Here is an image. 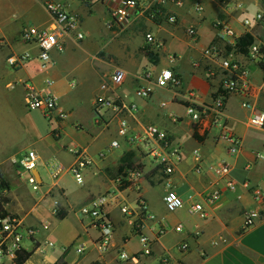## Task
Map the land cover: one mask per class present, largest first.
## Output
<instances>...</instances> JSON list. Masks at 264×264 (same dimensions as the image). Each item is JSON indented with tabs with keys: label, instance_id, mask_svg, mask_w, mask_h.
<instances>
[{
	"label": "crops",
	"instance_id": "obj_1",
	"mask_svg": "<svg viewBox=\"0 0 264 264\" xmlns=\"http://www.w3.org/2000/svg\"><path fill=\"white\" fill-rule=\"evenodd\" d=\"M48 1L50 0H37L38 7L41 4L46 13L47 11L45 9V4ZM53 1L61 2L70 12L81 17V8H78L76 10L73 9L70 0H53ZM80 1L83 4L92 3L95 6L102 5L101 6L102 9L108 7L107 6L108 2L106 0H92V2H87L84 0H80ZM142 1H146V0H142ZM213 1L215 2L218 8V12L216 14V19L211 23L210 26L211 33L208 40L205 41L206 44L199 43L202 40V30L200 31L199 27H201L203 22H205L206 16L203 17L202 23L198 20L195 23L194 18H191L189 14L191 8L194 7L197 2H200L204 8V11L202 14H198V15H204L205 7L202 4V0H185L184 6L180 8L168 4L164 7L165 13L156 15L155 17L154 15L147 16L145 15V13L138 12L136 15L130 17L127 21L121 24H115L111 28L110 32L107 33L108 35L107 37H105L107 39L106 44H104L105 46L111 47L113 46V43H115L117 46L118 45L125 46L124 49L126 52L128 51L127 53L129 54L128 62L122 60V62L116 66H112L111 64L106 63L107 65L111 66V70L109 69L110 71L109 70L107 71L109 72V75L114 67H118L126 71L127 79L122 88L125 87L130 88L132 93L135 95L134 93L135 89L140 85H144V81L142 80L141 77L144 75L145 72H150L152 73L153 76H157L164 69H172L176 74L179 75V77L183 82V87L180 90H177L178 92L171 90L170 91L164 90L166 92L172 93L171 94L172 96L170 97L171 101L169 103L166 102L165 100H160L156 102L155 105L154 94L150 99L139 98L145 103V105L142 108H139V106H137L138 111L134 115H127V119L129 120L131 126L135 130H139L143 126L148 124H154L161 129L163 128V130L165 131L168 130L167 132L169 133V135L177 143H179L176 137V132H174L172 129L169 128L171 127L172 124H178L179 121H181L182 123L183 117H181V115L176 114V112H174L172 108L171 110H164L167 107V105H169V107L175 105L178 107H183L185 109V107L188 105V102L184 99V95L187 91H193L197 98V102L200 104L210 103L213 100L219 86L220 77L217 75L214 76L213 78H208L207 71L210 67L209 66L210 63L208 60L205 59L203 55V51L216 38L217 30L215 28V23L217 20L219 19L228 20L230 22V25L236 30L239 36H243L246 33L251 34L255 38L254 43L260 45L264 50V26L261 24H253L249 28L244 27L243 20L245 18L243 20H239L238 17H236L235 15L237 11L240 10L234 8V5L240 3L243 6L242 3L243 0H226L227 4H220L216 0ZM254 1L258 6L256 14L259 12L262 13L263 12L262 2L260 0H254ZM37 2L34 1V3L29 4L25 2V0H18V1L2 0L1 3L4 6L1 9L4 10L7 6L10 7L11 5L13 6L16 4L18 8H23L25 10L28 9V11L30 10V12L35 10L37 12L38 11ZM241 10L242 11L245 10L244 6L243 9ZM171 14L177 15L178 24L171 25L168 23V17ZM184 16L188 17V19L190 18L191 20H193V23L191 22L192 24H190V26H195L198 29L199 39L197 41H193L192 39H190L185 29L184 31L185 34H183L184 38L185 37L189 38L194 42V44H190L188 42L186 53L182 52V54L178 56V52L174 48L175 46L174 43L176 39L180 40V37L182 36L183 33L182 29H184V23H183ZM2 17L3 16L0 15V38H5L6 40H9L10 35L8 34L12 32L16 33L14 39H11L14 40V42L6 46H3L2 53H5L7 51V54L4 56V62H5V57L8 54L15 51L18 52L17 47L19 43L22 42L20 37L25 27H20V28L16 27L10 20L5 19L6 21H3L4 19H2ZM49 22H50V17L46 25H48ZM38 27H43V26L39 25ZM119 32H124L128 35L126 36L125 39L129 42L130 41L132 42L131 47L133 49L131 51H129L131 48L128 46L129 42L123 41L124 40L123 38L118 39ZM146 34H152L157 40L162 41L164 47L158 51L155 50L153 47L148 46L145 40ZM81 42H79V40H76L75 37L73 36L68 37L65 39V49H67L66 47H68L67 45L69 44L71 45L74 44L75 46H77L76 44L79 45ZM95 43H97V41H95ZM147 52H150L152 54V57H149L147 55ZM168 54H173L176 56L175 63L171 64L169 62ZM241 54L242 53L239 54L238 58H241L242 60L245 61L246 58H244V56ZM162 58L166 61H162L161 60ZM31 63L32 61L29 62L22 69L25 70ZM101 63L103 62L100 61L97 63L96 66H92V68H94L97 73H101V70L97 68ZM249 67L251 70V80L253 86V100L256 103L257 108L264 111V70L262 69L259 63H249ZM77 69L78 68H74L71 72L75 73ZM107 72L104 73V76L107 74ZM52 80H54L55 82L54 86H55L56 81L55 79ZM31 84L35 86L34 83ZM104 95L109 97H114V94L111 93L110 91L101 92L95 95L93 105L98 96H104ZM115 95L121 96L122 98L125 99L126 102L130 103V101H127V98L122 96L121 93L118 92V90L115 92ZM237 100L241 101V98L239 96L231 97L228 100L226 107L228 129L232 134L241 138L243 142V146L240 152L233 157L227 156L226 154L221 152L219 148V144L221 141L217 140L216 136H211V133L206 137H199V138L195 137L193 130L191 128V124L190 122L188 123L187 133L191 135L195 140V145L193 147L192 154L195 150H198V152L201 154L200 165L202 167V173L197 174L195 172L194 170L195 163L193 166L188 168L187 164H185V162L182 161V163H180L179 166L177 167L176 172L170 178V182L172 183V187L185 200L186 204L184 209L187 215L189 216V218L177 219L175 222L169 223L164 219H162L161 217H158L154 213L157 217V220L147 221L145 228L141 232L142 234L148 236L152 240V248H153L152 255L150 257L145 258L142 264H149L153 260H155L153 264H159L160 259L165 255H168L170 257V264H264V215H262V219L258 221L254 226L244 230L245 213L252 210H260V209L264 211V202L256 200L252 192L244 189L242 184L245 180H247L250 182L251 186L260 188V190H262L263 193H264V189L260 185L261 184L260 180L255 179L253 177L254 176L253 173L250 172V169L253 166L251 162L254 163L259 162V160L256 159V153L259 151L256 152L253 151V149L250 150L247 147V143H246L247 135L245 132H242V130L239 127L240 120L235 119V117L232 116L230 113V109L234 108L233 104ZM162 103H165L166 105L162 106L161 105ZM151 104L155 105L154 108L156 109L153 108L154 111H152L151 108H149V106L151 107ZM61 109L66 111V109H64L60 105L59 110L62 111ZM184 114H186V112ZM171 115H175L179 117L178 123H174L172 121ZM250 115L251 112L247 118V123H246V126L248 128H249L248 119ZM109 116H110L109 113H105L103 115V118L101 119L100 118L98 119L97 116L95 119V123L101 126L102 125L101 120L103 119V121L108 122ZM67 117L69 118V114H67ZM64 121L61 122L59 129L56 128V131L54 130L51 132L52 136L49 137H51L55 141V146H50V144L47 143L50 151L48 155L45 156H49L50 157L49 159L56 158L66 168H69L75 161V158L71 153V149L69 150L72 156V160L70 162H63V160H61V152L58 150L59 147L61 146L63 147L65 145L62 139V134H64L65 132ZM260 131L264 132V129ZM260 146L264 148V140H262ZM80 147L85 148L88 155L94 160V164L87 169L88 172L87 176H89V178H87V181H85L86 184L84 183L83 190L81 191L80 200H84V203L82 205L83 206H85L84 204L87 205L91 199L101 196L106 192H116V194L118 195L125 192L123 191L122 193H118L119 187L116 184L115 180L117 176L120 174L119 169L122 165L120 159L125 153L131 151V148L127 147L123 155H120L117 159L112 158L111 155L105 156L104 158H100V154L102 153V151H100L98 152V156H99V160H98L94 157L93 153L90 151V145L87 144L84 147L83 146ZM201 150L203 153L201 152ZM39 156L41 160L42 155L39 154ZM49 159L46 157V159L44 160L48 162ZM138 159L139 158L136 157L134 161L137 162ZM216 160L227 161L231 165L232 171L236 169H240L243 171H247L248 174H245L243 177L237 179V177L234 178L231 173V177L233 178V180L234 181L236 180L235 189L227 190L223 186L221 198L216 203L209 205L203 202L202 195L210 192L215 186L216 178L213 175V173L209 171V168L212 165H214L212 164V162H215ZM14 172L17 180L20 181V174H18V171L15 167H14ZM37 174H39V177L43 180V177L40 174L39 170L37 171ZM2 177L3 180L6 181L3 175ZM62 180L60 178L56 182V187L53 189L51 194H48L49 190L53 186L50 187L44 193V195L42 196V198L38 203L33 202L32 200L33 203L31 204L28 211H26V208L24 209L23 207L21 209L16 210L15 213H18V215L20 216L17 217H19L25 223L26 226L35 228V224L37 222L36 216L37 215L39 216L40 212L46 213L48 215L44 219V221L46 219L50 220L49 227L53 219L59 218V220L61 221L65 220V219H61L60 216L57 217L53 216L51 212L52 210L51 206L53 201L52 198L59 200L61 209L62 211L67 213V216L70 207H74V205L71 204L72 203L71 199L73 195L70 193V190L66 187V184ZM157 182H160L165 188L163 195L164 198L167 192V188L165 186L164 175L162 173V170L158 166L152 168L145 175V179L142 184V194L144 195L145 198L146 196L145 193H143V185L148 184L153 186ZM6 189H7V195H11L13 193L16 194V191H21V190L23 191V189L25 188H23L21 183L20 186L19 185L17 186L16 188L17 190L16 189L14 190V188L12 189V186L6 187ZM191 196H194V199H190ZM194 201H202L204 203V206L209 213L208 219L206 220L201 219L200 221L199 220L195 221L194 218L196 215L189 214L188 211L189 206ZM4 205L6 208V204ZM116 209L117 208L115 206L107 207V213L109 214V217L111 218L114 224L113 244L108 252L101 253L97 248L96 242L99 238L98 230H95L97 231V234L95 236L93 237L86 236L85 239L81 240V231L88 232L87 228L85 230L84 226H81L80 232H77L74 236L73 243H75L78 240H81L79 243H77V245L84 243L88 249L87 243L90 242L93 248L96 249L97 251L96 258L92 259V261L89 264H121L118 259V251L120 249L124 248L130 252H135V253L141 250L139 235L138 232L136 231V227L133 224V222L136 221L137 218L128 217L125 219H116L114 218V213ZM7 213L10 214L9 212ZM11 215L16 216V214L15 215L11 214ZM198 219L200 218L198 217ZM43 222L41 224H43ZM126 223L127 226L132 227V229H134L135 233L137 234L136 236L137 248L135 249L130 247L132 241L135 238L133 239V237H131L129 233H127V231L125 230ZM179 223L185 225L186 227L185 232L175 233L173 231H168L165 235L161 237L158 236L157 234L158 230L162 225L166 224L168 225V228L169 227L172 228ZM90 228L95 229L93 226H90ZM37 231L38 230L36 229V233ZM168 235H171L172 239L174 240L173 244H169L170 239L168 240L167 238ZM35 236L33 240L35 245L41 244L39 241L36 240ZM182 241H186L190 244V249L186 252H181L178 249V245ZM51 243L53 245H49V244L48 245L51 247H55V242H51ZM39 248L40 246L36 247L35 250L37 251L39 250ZM25 250L29 251L28 249ZM61 250L63 251V253H65L64 248H62ZM36 251H33V255L25 264H54L58 259L62 258L60 257L57 259L54 257L53 259L50 260L47 259L48 261L46 262L45 259H42V262L41 261L32 262L33 256ZM71 264H79V263L72 262Z\"/></svg>",
	"mask_w": 264,
	"mask_h": 264
},
{
	"label": "built area",
	"instance_id": "obj_2",
	"mask_svg": "<svg viewBox=\"0 0 264 264\" xmlns=\"http://www.w3.org/2000/svg\"><path fill=\"white\" fill-rule=\"evenodd\" d=\"M91 2L92 0H84ZM108 2V13L110 15V22L107 27L110 29L115 24H121L127 21L130 17L136 15L138 12L145 13L150 10V16L164 14V7L168 4L175 7H183L185 0H153L147 7L144 6L142 0H106ZM220 4H227L226 0H216ZM228 6V5H227ZM236 9H243L242 4L234 5ZM45 9L50 17L48 25L43 27L30 26L25 28L21 33L22 43L36 47V53H31L27 50L22 52H11L5 57L7 66L20 70L24 68L29 62L37 60L41 70H48L52 62V52L65 51V39L68 37H75L76 40L82 41L84 34L79 30L80 19L79 16L70 12L61 2L50 0L46 2ZM197 14H202L204 11L200 2L194 6ZM168 23L171 25L178 24V17L176 14H171L168 17ZM253 24H261L264 26V13L259 12L253 18H245L243 20L244 27H251ZM217 30L215 40L203 51L206 60L209 61L210 67L207 71L208 78L219 76V86L215 97L210 103L200 104L193 91H187L184 99L188 102L185 107L186 116L190 120L191 128L194 136L206 137L213 130L219 133L216 135L217 140L228 144V152L231 155H236L240 152L243 142L241 138L232 134L228 129L226 107L228 100L233 96L241 98V107L251 112L248 119V126L251 129H264V111L257 108L253 100V86L251 80V70L249 63H264L263 48L253 43L248 48L246 54H241L246 58L242 60L239 57L240 52L237 50L239 36L236 30L230 25L226 19H219L215 23ZM186 33L190 39L197 41L199 39L198 29L195 26H190L186 29ZM146 44L153 47L155 50H161L164 47L162 41L157 40L152 34H146ZM168 60L171 64L175 63L176 56L168 54ZM144 85L138 86L134 93L140 99H150L156 89H163L168 91L180 90L183 87V82L178 74L172 69H164L157 76H153L150 72H145L141 77ZM127 73L125 70L114 67L112 72L107 77L101 89L110 91L114 97L98 96L94 103V109L98 119L103 118L105 113H109L108 122L102 121V126L108 127L112 122L117 123V134L123 138L125 144L135 151L137 157L140 159L147 155L157 162V166L162 170L164 175L165 186L167 192L163 198L165 208L170 213H175L185 207V200L172 187L170 178L176 172L177 167L184 160L183 150L179 143H177L167 131L159 128L154 124L143 126L139 130H135L127 115H134L137 111L135 103H128L115 92L122 88L126 82ZM54 80L46 79L43 87L38 88L32 84L25 85L26 105L30 110L40 111L45 118L51 122H57L60 118H65L66 115L59 110L58 97L53 91ZM74 87V84H70ZM165 106V103L161 104ZM174 123H178L179 117L171 115ZM196 137V136H195ZM121 143L114 139L109 145L110 149L120 148ZM75 161L66 168L56 158H52L47 162V171L52 180V188L48 194H51L56 187V182L65 174L70 173L78 184H84V171L94 164V160L88 155L85 148L71 149ZM195 159L194 170L197 174L202 173L201 157L198 150L193 152ZM105 154L102 152L100 158H104ZM256 159L264 162V153L257 152ZM40 156L36 150H28L20 157H14L11 162L17 169L23 170L27 174L26 183L32 188L34 192L40 191L44 185V180L37 174ZM209 171L213 173L216 178L214 188L202 195L203 202L212 205L216 203L222 195V187L227 190L235 189V181L231 177V165L223 160L212 165ZM144 165L141 160L134 161L131 167L125 168L116 178L115 182L118 185V193L123 191L133 190L136 193L134 199L135 208H131L124 203V199L116 192H106L105 194L93 198L90 202L79 210V217L81 219L88 218L91 220L93 226L99 232V238L96 242L97 248L101 253L108 252L113 244L114 239V224L107 213V207L115 206L124 216L135 217L133 222L136 231L139 235L141 250L139 252H130L124 248L118 251V259L121 264H142L143 260L150 257L153 253L152 240L142 234V230L146 226L147 221H156V215L150 210L147 199L142 194V184L145 179ZM54 184V185H53ZM221 185V186H220ZM243 188L252 192L254 198L258 201L264 202V193L260 188L251 186L250 182L245 180ZM7 196V189H0V204L6 211L3 203V198ZM190 199H194L191 196ZM52 215L60 216L62 209L58 199L52 198ZM202 201H194L189 206V214L196 215L202 220L209 218V213L206 210ZM264 215L263 210H252L245 213L244 230L254 226L262 219ZM50 220L46 219L43 222V227H49ZM22 230L30 240H34L36 229L26 226L25 223L11 214L4 215L0 210V264H15V260L19 252L24 250ZM168 231L175 233H183L186 231L184 224L179 223L174 227L162 225L158 230V236L165 235ZM198 235V234H196ZM49 245H53L51 242ZM87 247L84 243L76 245L77 254L85 253ZM181 252H186L190 249V244L182 241L178 245ZM65 251V249H64ZM159 264H170V257L163 256Z\"/></svg>",
	"mask_w": 264,
	"mask_h": 264
},
{
	"label": "rangeland",
	"instance_id": "obj_3",
	"mask_svg": "<svg viewBox=\"0 0 264 264\" xmlns=\"http://www.w3.org/2000/svg\"><path fill=\"white\" fill-rule=\"evenodd\" d=\"M34 1L37 2V0H25V2L29 4L34 3ZM152 1L153 0H146L142 2H144V6L147 7ZM1 2L2 0H0V15L3 16V21L10 20L16 27L27 28L30 26L38 27L39 25L45 26L47 21H49V14L44 11L41 4L38 7V2L37 12L35 10L30 12L28 9L25 10L23 8H18L16 4L13 6L11 5L12 7L7 6L8 8L6 7L2 10L1 8L4 5ZM70 3L72 4V8L75 10L81 8V17L79 16V30L84 34V39L82 42L79 41L81 43L79 45L76 44L77 46L74 44L67 45V49H65L62 53L53 51L51 54L53 65H51L48 70H41L39 68V62L36 60H33L25 70H15L7 66L4 62V56L7 54V51L2 53L3 46L13 43L14 40L11 39H14L16 33L12 32L8 34L10 35V41L5 38H0V173L4 176L7 187L12 186V189L14 188L15 190L17 186H20L22 183L23 188L26 189V192L25 189H23V191H16V194L13 193L3 198V203L6 204L7 212L14 215L16 214V216H19L18 213H15L16 210L23 207L24 209L26 208V211H28L31 204L33 202L38 203L44 193L52 186V180L50 179L47 171V161L44 159H46V157L48 159L50 158L49 156H45L48 155L50 151L48 144H50V146H55V141L49 137L52 136L51 132L54 130L56 131V128L59 129L61 122L66 118L67 119L64 121L65 132L62 134L63 143L65 145L58 148L61 152V160H63V162H70L72 160V156L69 151L70 149L79 148L80 146L84 147L87 144L90 145V151L98 160V152L100 151H102L105 156L111 155L112 158L117 159L120 155H123L125 149L128 147L123 141V138L119 137L117 134L116 122H112L108 127L105 125L99 126L95 123L97 114L93 105L95 95L104 92V90L101 89V86L105 81H107V77L109 75V72L107 71L109 69L111 70V66L106 63L116 66L120 64L122 60L128 62V51H125V46H117L115 43H113V46L111 47L104 45L107 42L105 37H107V33L111 30V28L109 29L107 27L108 22L111 20L106 7L102 9V5L95 6L92 3L83 4L80 0H70ZM242 3L245 10L237 11L235 14L236 17H238L239 20H243L244 18L253 20L258 9L255 1L243 0ZM202 4L205 7L204 15H198L194 7L191 8L189 14L191 18H194L195 23L197 20L202 23L203 17L206 16L205 22L202 23L201 27H199L200 31L202 30V40L199 43L206 44L205 41H207L210 36V26L216 19L218 8L213 0H202ZM149 12L150 10L145 12V15L150 16ZM191 22L193 23V20L184 16V29H182V36L180 37V40L176 39L174 43V48L178 52V56L181 55L182 52L186 53L188 42L190 44H194L192 40L187 37H185V39L183 36V34H185V29L190 27V24H192ZM118 34V39L123 38V41L129 42L125 39L126 36H128L126 33L119 32ZM95 41H97V43H95ZM128 46H132L131 41ZM132 49L133 48L131 47L129 51ZM17 50L18 52L27 50L31 53H36V47L34 45L28 46L24 45L22 42L19 43ZM161 60L166 61L163 58ZM100 61L103 63L99 64L97 68L101 70V73H97L92 66H96ZM74 68H78L75 73L71 72ZM106 72L107 74L104 76V73ZM50 78L55 79L56 81L53 91L58 97L59 106L61 105L64 109H66V111L61 109L66 117L60 118L57 123L49 121L38 110H30L26 105L25 99L27 94L25 85L27 83H34L35 86L41 88L44 85V81ZM71 83L74 84V87L70 86ZM118 92L127 98V101L135 103L139 106V108H142L145 105V103L137 98L128 87L122 89L120 88ZM171 94V92L156 89L154 92V104L156 105V102L160 100H165L169 103L171 101ZM154 104H151V107L149 106L152 111L156 109L154 108ZM233 105L234 108L230 109V113L235 117V119L240 120L239 127L242 132H245L247 135V147L250 150L253 149V151L264 153V148L260 146V143L264 140V132L251 129L246 126L250 111L241 107L240 100L235 101ZM171 108L174 112H176V114L183 117L182 123L179 121L178 124H170L171 127L169 129L176 132V137L183 150V162H185L189 168L195 163V159L192 154L195 140L187 133L188 123L190 120L186 114H184L185 109L183 107L175 105L169 107V105H167L164 110H171ZM67 114H69V118L67 117ZM218 133L219 132L217 130H213L211 136H216ZM114 139L121 143L120 148H109V145ZM219 148L221 152L227 156H235L228 153L227 143L221 141ZM28 150H36L40 155H42L38 164V170L42 175L45 184L38 192H34L32 188L27 185V174L21 169H19L18 172V174H20V181L17 180L14 167L11 162L14 157L18 158ZM139 160L140 157L138 161ZM141 161L144 165V173H148L152 168L157 166V162L147 155H144V157L141 158ZM219 162L220 161L216 160L215 162H212V164L215 165ZM251 164H253V166L250 169V172L253 173V177L255 179L260 180V185L264 189V162H251ZM231 173L233 177H237V179L243 177L245 174H248L247 171L240 169H236ZM87 175L88 172L86 169L84 171V183L87 181V178H89ZM60 178L61 180L63 179L62 181L66 184V187L73 195L71 204H73L74 207H70L68 210V216L65 220L61 221L59 218L53 219L50 227L47 229H45L41 223L48 215L43 212H40L39 216L35 215L37 219L35 228L38 230L35 238L41 244L35 245V243L28 238L26 231L22 230V234L24 236L23 247L24 249H28L33 252L36 251V247L40 246L39 250L35 252L32 262H42V259H45L46 262L54 257L57 259L62 257L68 264H71L72 262L89 264L92 259L96 258L97 255L96 249L93 248L90 242L87 243L88 249L85 253L79 255L76 252L77 243H79L82 239H85L86 236L93 237L97 234V231H95L96 229L90 228V219H81L78 216V212L84 203V200H80L84 184H78L70 173H65ZM164 189V186L160 182H157L153 186L148 184L143 185V193H145L148 205L153 213L169 223L175 222L177 219H188L189 216L184 208L175 213H170L165 209L163 203ZM135 197L136 193L133 190H127L126 192L120 194V198H123L124 203L129 205L131 208H135ZM128 217L129 216L121 214L119 209L115 210L114 218L125 219ZM194 220L200 221L201 219H198V217L195 216ZM81 226H84L85 230L87 228L88 232L81 231V240L73 243L74 236L77 232H80ZM125 230L131 237H133V239L135 238L130 247L133 249L137 248V234L134 229L127 226L126 223ZM167 238L168 240L170 239L169 244H173L174 240L171 235H168ZM49 241L55 242V247L49 246ZM62 248L65 249V253L61 250ZM154 262L155 260L149 264H153Z\"/></svg>",
	"mask_w": 264,
	"mask_h": 264
},
{
	"label": "trees",
	"instance_id": "obj_4",
	"mask_svg": "<svg viewBox=\"0 0 264 264\" xmlns=\"http://www.w3.org/2000/svg\"><path fill=\"white\" fill-rule=\"evenodd\" d=\"M260 1L262 2L263 13H264V0H260ZM254 41H255V38L249 33H246L243 36H241L239 38L238 44H237L238 52H240L242 54H246L248 52L249 46H251L254 43ZM147 55L149 57H152V54L150 52H147ZM260 65H261L262 69L264 70V63H261ZM195 136L198 137L197 135H195ZM136 157H137V154L135 151H129V152L125 153L120 159L122 165L119 169V172L121 173L125 168L131 167L133 165ZM6 187H7V184L5 183L2 175L0 174V189L6 188ZM0 210H2L4 212V215L8 214L7 211H5L3 209V206L1 204H0ZM66 216H67V213L62 211L60 214L61 219H65ZM32 255H33V252H29L25 249L22 250L21 252L18 253L17 258L15 260V264H25L30 259V257ZM54 264H68V263L63 258H60Z\"/></svg>",
	"mask_w": 264,
	"mask_h": 264
}]
</instances>
